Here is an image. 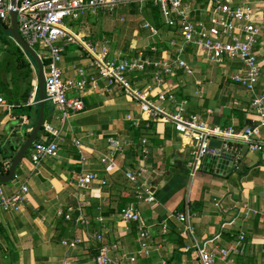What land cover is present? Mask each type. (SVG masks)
<instances>
[{
  "label": "crops",
  "instance_id": "crops-1",
  "mask_svg": "<svg viewBox=\"0 0 264 264\" xmlns=\"http://www.w3.org/2000/svg\"><path fill=\"white\" fill-rule=\"evenodd\" d=\"M231 1L235 7H251L254 21L261 27L254 48L261 65L256 88L259 93L264 91V0ZM184 5L193 23L206 28L212 25L208 0H185ZM88 11L97 13L98 17L91 22L86 19L83 24L86 31L74 33L66 27L75 37L72 41L83 48L91 45L83 37L90 38L98 52L103 47L108 49V60L121 62L144 52L152 60L173 62L179 57L192 71L187 74L183 69H174L163 76L160 84L155 82L150 68L126 73V81L133 91L148 93L150 88L147 97L166 112L175 114L181 110L184 117L195 115L219 128H231L239 133L254 125L251 94L232 80L234 74L243 72L239 60L224 58L217 63L194 45L184 43L178 28L167 25L159 7L149 1L130 0L111 11L85 10L78 18L71 19L77 21ZM3 27H10V23ZM1 32L6 35L0 37V97L10 105V109L0 111V167L3 170L0 174L6 175L12 157L31 133L38 117L37 112L35 118L37 103L20 107L19 103H9L1 92L4 85L9 87L7 91L12 90L16 59L21 53L34 80L31 92L36 93L38 89L34 61L27 58L8 33L3 29ZM64 42H61L64 51L60 63L63 81H84L82 88L73 87L68 91V96L81 98L84 108L62 120L61 112L53 106L60 114L54 118L58 123H53L52 116L47 117L44 109V124L55 125L62 138L57 155L43 160L34 169L30 147L25 154L26 161H21L15 170L12 184L5 187L2 184L6 195L25 185L28 196L20 211L0 209V264H96L95 257L103 246L108 248L107 254L130 264L128 258L141 249L142 243L147 245L149 255L137 257L134 264H199L193 252L185 251L189 239L180 234L182 225L173 217L176 212L186 210L191 214L190 223L198 241L212 237L222 222L234 221L215 244L218 249H229V253L224 259H215L214 264H264V151L251 152L246 145L239 144L240 155L236 165L233 161L230 172L221 170L222 166L220 169L210 166L212 163L205 156L191 179L187 166L193 151L191 141L178 133L172 123L146 121L131 94L121 85L103 78L92 65L93 61L80 60L81 64ZM179 49L182 51L178 52ZM159 92L166 95L163 102L157 101ZM128 115L136 120V126L127 119ZM42 133L41 127L38 138ZM110 137L121 143L122 150L115 155L117 169L106 173L101 158L108 152ZM263 137L264 127L258 138ZM142 139H146L149 151L145 163L151 174L146 183L156 186L152 204H136L135 187L124 176L127 170L141 165ZM219 150V154L227 152L221 146ZM10 155L9 159L3 158ZM82 174L95 176L87 189L76 185L78 175ZM217 203L219 207L215 206ZM131 204L137 205L140 218L139 222L128 225L118 214ZM79 206L86 224L77 220ZM69 208L73 209L71 219L66 220L64 215ZM59 211L62 216H58ZM140 229L147 233L144 242L139 238ZM94 232L103 233L102 243L91 238ZM240 233L244 235L242 241L237 240ZM75 240L80 242L71 246L63 244ZM234 248L240 252L232 251Z\"/></svg>",
  "mask_w": 264,
  "mask_h": 264
},
{
  "label": "built area",
  "instance_id": "built-area-1",
  "mask_svg": "<svg viewBox=\"0 0 264 264\" xmlns=\"http://www.w3.org/2000/svg\"><path fill=\"white\" fill-rule=\"evenodd\" d=\"M130 0H0V23H10V12L16 11L17 30L23 41L35 51L42 62L44 72V102L50 103L62 114L64 120L68 114L81 111L84 103L81 98L68 97V91L73 88H82L84 81H63L60 63L64 46L61 42L72 41L74 35L66 28L65 18L76 19L85 10L95 12L98 9L111 11V9L121 3ZM149 1L159 7L164 22L177 27L178 31L186 44H192L209 58L220 63L224 58L229 60H239L243 65V72L232 76V80L240 85L246 92L251 94L250 107L253 112L254 125L246 127L242 132H235L231 128H219L202 121L200 117L191 115L184 117L181 110L175 114L168 113L163 107L151 101L147 96L152 90L148 88V93L133 91L125 78L126 73L142 72L152 69L153 78L156 83L162 82L163 76L171 73L174 69H183L185 73L192 71L186 62L177 57L173 62L169 60H152L144 52L138 53L131 59L121 62L108 60V49L103 47L99 52L92 45H84L86 51L94 59L92 65L99 69V74L110 81L121 85L128 94H131L138 102L142 115L146 121H164L172 123L174 129L186 139L191 141L193 151L188 163L189 177L192 179L202 164L205 156L219 154L220 150L209 146L211 141H218L225 151L234 155V165L240 155L239 144L246 145L251 152L264 151V137L258 138L260 129L264 127V91L257 93L261 65L254 48L261 27L254 21L251 7H235L231 0H208L210 3V22L209 28L200 24L193 23L189 18V10L184 5L185 0H138ZM84 44V43H83ZM154 50V49H152ZM179 49L178 52H181ZM166 95L163 92L157 94V101L163 102ZM169 99L173 100L172 96ZM35 102V90L30 93L27 105ZM10 109V105L0 97V111ZM127 119L134 121L130 115ZM148 122L146 127H148ZM41 138H37L31 146L30 161L34 169L45 159L54 157L59 150V143L62 141L59 130L51 125L42 126ZM75 144H78L75 142ZM108 152L102 156L101 163L106 173H112L117 169L115 155L122 150V145L112 137L108 138ZM141 165L135 170H127L124 176L135 187L136 204L155 202L156 186L146 183L150 176V170L145 161L148 159L149 151L146 147V139H142L139 147ZM95 180L93 174L78 175L76 185L78 188L87 189ZM28 187L21 185L11 195H6L0 183V209L4 212H17L22 209L27 201ZM136 204H131L120 210L118 217L124 224L139 222V209ZM219 207V204H215ZM64 215V219H71V211ZM77 220L81 224L86 221L81 213L80 206ZM58 216H62L59 211ZM174 219L182 225L180 234L189 239V244L185 251L193 252L198 258L199 264H214L215 259H224L229 253V249H218L215 244L221 239V235L233 226L234 221H224L220 224L219 231L203 241H198L194 235L190 223L191 214L188 210L176 212ZM99 221L101 219H98ZM91 238L102 243L104 236L102 232H94ZM139 238L144 242L147 233L139 230ZM244 235H237V240L242 241ZM75 240L72 243L63 242L65 246L78 244ZM213 247V248H211ZM113 248V247H111ZM232 251L239 253V249ZM108 248L103 246L100 253L95 257L96 264H123L119 258L107 254ZM148 247L145 243L141 244V249L134 256L128 258L130 264H134L137 257L148 256Z\"/></svg>",
  "mask_w": 264,
  "mask_h": 264
},
{
  "label": "water",
  "instance_id": "water-1",
  "mask_svg": "<svg viewBox=\"0 0 264 264\" xmlns=\"http://www.w3.org/2000/svg\"><path fill=\"white\" fill-rule=\"evenodd\" d=\"M14 5H15V0H12V6ZM16 14L17 13L14 10L10 12V27L5 28L3 27V24L0 23V28H2L4 32L8 33L13 38V40L21 48V50L24 53H26L34 61L36 65V70H37L36 87L38 89L39 110H38V117H37L36 123L34 127L32 128L31 133L26 138V140L19 146V148L17 149L16 153L14 154V156L12 157L10 161L8 173L6 175L0 174L1 184L9 183L12 180L17 166L21 163L23 157L25 156L28 149L31 147L33 141L38 138V134L41 130V127L44 124L45 94H44L43 65L39 57L36 55L35 51L32 48H30L19 35L18 30H17ZM14 137H18V135L15 134ZM18 140L19 139L17 138L15 141V146L17 145ZM220 144H221L220 142L211 141L209 143V146L212 148L219 149L221 146ZM206 157H207L206 159H209V161H211L212 163V165L210 166H214V167L216 166V168H219V169L222 166L221 170H227L228 172H230L231 167L233 165V161H234V155L232 153L222 152L218 156L207 155ZM219 169H216V172H218Z\"/></svg>",
  "mask_w": 264,
  "mask_h": 264
},
{
  "label": "trees",
  "instance_id": "trees-1",
  "mask_svg": "<svg viewBox=\"0 0 264 264\" xmlns=\"http://www.w3.org/2000/svg\"><path fill=\"white\" fill-rule=\"evenodd\" d=\"M15 51H19V49H15ZM12 86V90L10 91H7L9 87L5 85L2 87L1 92L3 93V96L11 104L19 103L20 107L24 106V104H26L29 99L31 91L33 90L34 80L29 65L24 62L22 53L20 57L16 59V69L13 73ZM35 101L38 102V91L35 93ZM36 105L35 118L38 112V103ZM3 158L9 159L11 158V155L10 157L4 156ZM0 172H3L1 167Z\"/></svg>",
  "mask_w": 264,
  "mask_h": 264
},
{
  "label": "rangeland",
  "instance_id": "rangeland-1",
  "mask_svg": "<svg viewBox=\"0 0 264 264\" xmlns=\"http://www.w3.org/2000/svg\"><path fill=\"white\" fill-rule=\"evenodd\" d=\"M100 12V11H99ZM97 14V13H96ZM96 14H92L90 13L89 11L86 12L84 15H82L80 17L79 20L77 21H74L72 20L71 18H65L64 19V24L66 27H68L70 30H72L74 33H78L79 31H86L83 27V24H85L86 22V19L91 22L93 21L96 17H98ZM2 31V28H0V37L6 35L4 34ZM86 44H93V41L92 39L90 38H84L82 39ZM66 45H68V49L67 50H70L72 52H75L76 53V56L79 57L78 61L81 63V61H93L94 62V59L86 52V50L76 41H72L70 43H66V41L64 42ZM2 47L1 45V39H0V48ZM39 47H36L35 48V51H39ZM27 58L29 59V56H27ZM24 59L26 60V57L24 55ZM81 60V61H80ZM82 64V63H81ZM96 71V70H95ZM137 75H140V74H137ZM70 97V96H68ZM45 114L46 116H52V121L53 123L54 122H57L56 120H54L55 117H59L60 114L53 108V106L48 103V102H45ZM59 115V116H58ZM55 126V125H53ZM19 128V127H17ZM40 133V132H39ZM9 144H12V141H9ZM30 151V149H29ZM26 158H27V155H25V157L23 158L22 160V163H24L26 161ZM11 185V181L9 183H6V184H3V186L5 187L6 185Z\"/></svg>",
  "mask_w": 264,
  "mask_h": 264
}]
</instances>
